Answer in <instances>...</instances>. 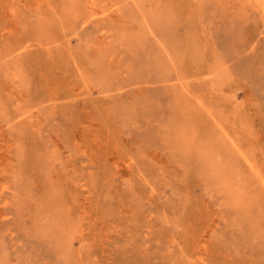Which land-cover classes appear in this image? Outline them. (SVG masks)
I'll use <instances>...</instances> for the list:
<instances>
[{
  "label": "rangeland",
  "instance_id": "obj_1",
  "mask_svg": "<svg viewBox=\"0 0 264 264\" xmlns=\"http://www.w3.org/2000/svg\"><path fill=\"white\" fill-rule=\"evenodd\" d=\"M0 264H264V0H0Z\"/></svg>",
  "mask_w": 264,
  "mask_h": 264
}]
</instances>
